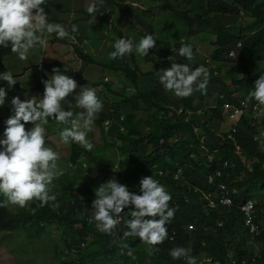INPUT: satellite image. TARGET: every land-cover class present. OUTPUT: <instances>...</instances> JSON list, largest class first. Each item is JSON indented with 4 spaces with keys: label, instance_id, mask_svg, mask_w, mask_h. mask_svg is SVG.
I'll return each instance as SVG.
<instances>
[{
    "label": "trees",
    "instance_id": "obj_1",
    "mask_svg": "<svg viewBox=\"0 0 264 264\" xmlns=\"http://www.w3.org/2000/svg\"><path fill=\"white\" fill-rule=\"evenodd\" d=\"M104 1L116 6L121 15L127 18V26H134V18L141 27L140 34H152L157 41L154 50L150 49L148 55L154 65L153 72H140L134 52L123 63L115 62L109 67L97 63L116 73H123L133 86L134 95L124 97L115 104L113 110L108 105L107 111L101 113L94 124L103 130L104 121L114 117L113 130L121 145L115 142L111 147L117 148L122 168L115 180L120 182L122 178L126 179L130 192L140 194L139 182L141 178L152 177L149 170L154 162L165 172V176H153V179L172 197L169 207L176 208V212L167 229L168 232L176 231V239L174 242L165 239L156 246L159 251L149 255L147 246L139 238L125 241L128 248L119 246V238L126 230L125 221L116 227L115 236L103 234L96 229L95 224L89 223L88 218L94 214V209L91 208L95 199L94 190L102 183L109 182L108 176L117 160L105 156V152L99 150L88 153L75 143H71L67 163H75L84 157V161L88 163L87 169L83 171L79 164L76 172L66 171L65 166H69V163H58L64 174L55 179L62 189L56 200L44 207H40L39 201H32L24 208H11L14 211L9 207L0 208V233L26 231L30 238L39 240L49 227L61 228L63 238L68 237L67 245H55L56 260L51 264H186L184 258L174 260L169 255L170 250L175 247L191 249V255L196 260L200 257H212L221 264H228L227 255L231 251L239 260L238 264H242L243 259L246 264H264V138L261 137L264 115L259 118L251 115L249 119H244L232 138L224 141L220 136L224 119L220 109L210 110L205 118L193 116L192 124L185 123L184 118L177 114L179 109L194 112L207 109L221 94L227 95L229 99L232 94H241L242 98L247 99L249 92L254 90V77L264 75V0H236L232 4L224 0H166L162 13L164 19L160 18L156 26L150 20V8L142 10L138 15L129 3L132 0ZM204 4L203 8L195 11ZM187 5H192V8L187 10ZM49 7L61 9V6L53 3ZM167 12L171 15L168 16ZM173 13L177 15L176 18ZM89 17L92 18L91 15ZM250 19L251 22L248 23ZM164 20L173 22L175 27L169 28ZM240 20L244 22L236 26ZM196 25H216L217 33L196 30ZM253 28L258 29L252 34L244 33L245 29ZM115 29L119 36L127 39L123 36V31ZM181 40L193 48V61L176 54L181 47ZM198 40L208 41L212 46L209 57L197 49ZM238 42L243 43L241 49H238L235 58H229V50L235 48ZM12 54L10 47H0V73L10 72L6 59ZM155 55L159 56V60L161 57H172L178 64L189 63L193 70L201 65L206 67L209 71L206 93L194 91L187 98L177 97L178 108L166 106L161 99L166 91L159 83L157 72L161 69ZM88 56L83 58L90 60ZM65 67L70 69L59 61L43 66L34 91L43 94L42 81L48 79L45 75H52L53 68L63 72ZM216 71L223 75L214 76ZM242 74L250 78L240 79ZM228 82L232 86H228ZM99 84L113 93L114 83L105 84L100 81ZM13 87L17 91L6 96L4 103L10 116L13 114L12 99L19 97L21 101L26 100L20 96L23 89L17 84ZM250 102L257 103L254 99ZM141 112L145 114V118L137 117ZM121 115L125 116L122 122L126 125L125 132H119L117 125ZM141 126L145 130L138 134ZM195 126H199L206 136V151L200 147ZM25 127L26 130L29 129L28 125ZM132 134L136 136H131ZM174 138H178V142L169 143ZM144 151H148L147 154ZM209 154L212 155V160L209 159ZM178 169L183 170V177L174 180L173 174ZM217 171L221 176L210 184L209 176ZM221 183L227 186L233 205L210 209L203 199L204 195L219 191L218 184ZM196 189L198 193L195 192ZM184 194L191 196V203L183 201ZM247 200L257 201L256 223L262 228L260 234L250 232L240 212V206ZM3 201L4 197L0 195V203ZM53 204H58L59 207L54 208ZM221 221L225 223L219 227ZM191 223L197 225V230L187 231L186 227ZM82 243L87 244V248L79 250ZM71 250L75 252L71 253Z\"/></svg>",
    "mask_w": 264,
    "mask_h": 264
},
{
    "label": "clouds",
    "instance_id": "obj_2",
    "mask_svg": "<svg viewBox=\"0 0 264 264\" xmlns=\"http://www.w3.org/2000/svg\"><path fill=\"white\" fill-rule=\"evenodd\" d=\"M50 3L61 6V9L49 7ZM102 3L103 0H96V2L92 3L86 9L92 16V18L87 16L89 20L93 19L96 21V13L99 11L98 5ZM64 6L65 3L60 0H0V47H10L13 53L10 57L16 54L21 61H24L27 60L30 51L37 46L46 48L48 42H53L47 41L45 34H55L58 42L66 43L65 39L72 38L67 30L70 25L68 27L65 25L67 19L62 20L59 19L58 16L49 13L50 11L62 12L64 11ZM186 7L187 10H189V7ZM155 9H158L155 14L156 20L152 19L151 22L156 26L160 18L164 19L162 15L164 6ZM82 12H85L84 9ZM167 15L170 16V12H167ZM173 15L174 18L177 17L175 13H173ZM73 21L74 23H80L81 19L75 17ZM120 22L121 21H119V23ZM164 22L165 24H174L166 20H164ZM119 23L115 28H119L122 31ZM91 27L92 32H90V36L95 40L99 38L97 35L99 31L96 30L94 23ZM77 31L78 27L73 24L71 32L75 33ZM115 32L117 34L116 29ZM122 33L123 36H126L124 35V31ZM252 33L254 32L250 34ZM79 34L81 36H87L82 33ZM126 37L127 39L121 35L118 37L119 39L114 42V50L109 53V57L113 59L111 63H107V58H101L100 60H95L93 64L100 62L109 67L115 64V62L123 63L126 62V60L121 59H123L125 55L132 54L133 52L144 58L149 55V50L156 46L157 40L152 34L143 35L135 45L133 40L128 37V34ZM238 43L235 48L229 50V58H235L238 49H241L242 45L238 47ZM180 44L181 47L176 54L180 57H186L188 61H193L194 55L191 45L185 43L183 40L180 41ZM241 44L243 43L241 42ZM232 50L235 51V56L230 57L229 54ZM173 51H176L175 48H173ZM169 59L173 60L174 58L170 57ZM7 62L6 60V64ZM7 66L9 69V65ZM67 70L66 67L63 72L58 68H53L52 75H45L48 79L42 81L44 85L42 99L32 98L30 100L26 99L25 101H21L19 97L13 98L11 101L13 114L11 116L4 106L5 97L10 94L6 95L5 88L0 87V106L5 108L8 115L6 120L5 116L0 112V130L2 134V139H0V195L4 197L3 203H0V208H7L10 207V205L24 208L32 201H39L40 207H44L48 205L49 202L56 200V196L50 194L51 186L53 185V181L61 177L64 172L58 166L60 154L51 147L46 146V126L49 124L50 120L54 121L57 125L63 126L59 129L58 135L62 144H69V149L71 148V143H75L76 146L84 149V151L88 153L92 150L100 151V149L93 147L94 145L87 137L88 133H90V138L94 135L95 131L93 127H96L94 121L102 113L100 111L103 105L96 94V89H106V87L99 84L100 81L93 86L88 82L81 81V85L78 87L74 79L63 74ZM157 75L159 83L163 86L164 90L174 94L178 98H187L191 96L194 91L205 94L209 82V71L206 67L201 65L193 70L189 66V63L178 64L172 62L170 68L158 71ZM219 75H223V73L218 71L214 72V76ZM73 76L74 74L71 75V77ZM243 78L249 79L250 77L248 75H243ZM17 79H19L18 76L11 72L0 73V81L7 83L9 88H12L17 83ZM254 79V90L249 92L247 99L249 101L254 99L257 102L256 108L260 114L259 117H262L264 115V75L254 77ZM101 81L105 84H110L108 80L102 79ZM77 88L80 89L78 94L74 96L75 104L73 105L68 100V97L73 96ZM24 93L22 92V94ZM241 99L245 100V98ZM65 102L69 104V107L74 106L81 111L75 112V110L72 111L69 107L65 109L63 107ZM180 112L194 113V111L185 109L177 110L178 117L184 118L185 123H187L186 117L185 115H180ZM196 113L198 112H195V114ZM121 116H119L117 125L119 132H125L126 125L122 124L125 118L121 120ZM114 122V117L112 116V118L106 119L103 123L102 139L109 146H112L115 142L117 144L119 142V145H121V142L117 140L115 132L114 136L107 137L108 132H110L114 126ZM4 123L6 127L3 132L2 125ZM189 124H192V122ZM26 125L29 127L27 130L25 127ZM30 125H32L31 128ZM263 132L264 131H262V133ZM221 134L222 132H220V135ZM225 135L228 136V133H224V136ZM106 138H109V140L107 141ZM176 142H172V140L169 141V143ZM200 147L203 149L201 143ZM204 150L206 151V148H204ZM194 156H196L195 153ZM79 164H81L83 171L87 169L88 163L84 161V157H82L75 163L71 162L69 166H65L66 171H70L69 168H71V166ZM116 164L119 166L118 170L115 169ZM154 165L155 168H153ZM154 170L155 174L151 175V172ZM121 172L122 168L118 159L108 176L109 182L102 183L100 186L98 185L99 187L94 190L95 199L92 201L91 206V208L94 209V214L88 218V221L91 224H95L99 232L110 236H115L116 227L120 226L125 221L126 230L123 231L122 236L119 238V246L128 248L129 245L125 243V241L129 238H139V240L147 246L148 254L152 255L159 251V248L156 246L162 244L164 240L167 239V236L174 231L168 232L167 229V225L174 218L176 212V208L169 207V202L172 197L157 180L153 179V176L162 177L166 174L159 169L157 162L151 164L149 175L152 177L141 178L139 182L140 194L137 195L128 190L129 185L126 179L122 178L120 182L115 180L119 177ZM159 172H161V174H159ZM113 173L116 174L114 178L112 177ZM181 177H183V170H180V177L178 179ZM98 184L100 183L98 182ZM195 192L198 193V189H196ZM208 194H215V199H218L221 195V191L219 190ZM206 195H204L203 199L206 201L207 207L210 208ZM229 196L231 197L230 193ZM183 201L185 203H191L192 198L190 195L184 194ZM220 206L225 207L224 205L218 204L215 209ZM53 207L56 208L59 207V205L53 204ZM125 208H134V210L129 211L127 215L123 213V209ZM120 216L123 217V221L118 225ZM221 223L223 224L225 222L221 221L218 225L219 227H222V225H220ZM191 225L194 226L193 230L190 229ZM186 228L187 231L192 232L197 230V225L191 223L188 224ZM175 239L173 241L167 240L169 242H174ZM82 244H84V246L80 245L79 250L87 248V244ZM74 252V250H71V253ZM169 255L174 260L184 258L186 264H197L196 258L191 255V249L175 247L170 250Z\"/></svg>",
    "mask_w": 264,
    "mask_h": 264
},
{
    "label": "rangeland",
    "instance_id": "obj_3",
    "mask_svg": "<svg viewBox=\"0 0 264 264\" xmlns=\"http://www.w3.org/2000/svg\"><path fill=\"white\" fill-rule=\"evenodd\" d=\"M60 1H63L65 3L64 11L59 13L50 11L49 13L58 16L59 19H67L65 22L66 27H68L69 25L70 27H72V25L75 24L78 27V31L75 32L74 35L70 34V37L72 38L65 39L66 43H62L60 41L58 42L55 34H45L47 41H53L51 43L48 42V46L46 48L37 46L30 51L27 60L24 61H21L16 54L13 57H9L6 59L8 61L7 65H9V71L12 74H16L18 77H20L16 80V84L22 87L23 93L25 92L24 94H22V92L20 94L22 97H24V99L27 100H30L32 98L42 99L43 94L34 91V87L38 82V77L41 74L43 66L46 64H53L56 61H60L61 63H65V65L70 68L66 71L67 73L63 74L68 75L70 78L74 79L77 82L78 87L79 85H81V81L88 82L89 84L94 85L102 79H105L108 80L110 84L114 83L115 86L112 89L113 93H110V91L105 88L96 89V94L102 101L103 105L100 112H105L108 105L111 106V109H114L115 104L122 101L124 97H130L134 95L133 86L129 83L128 80L125 79L123 73H115L114 71H110V69L108 68H104L99 66L98 64L93 63L95 62V60H100L101 58H107L106 61L108 64L113 61V59L109 57V53L114 50L113 44L117 39H119V33L116 34L115 26L119 23L120 20L123 21V23H119L120 28L125 32L124 35L127 36L128 34V37L133 40L134 45L138 43L139 40L143 37V35L140 36L139 34L141 28L136 24L134 18L132 19V24L134 25L133 28L131 25L127 26V18H125L123 14L121 15L120 11L116 8L115 5L111 3L109 4L104 0L102 4L98 5L99 11L96 13V21H94L93 19L89 20L87 16H89L90 14L86 10L92 3L96 2V0ZM165 1L166 0H132V2L129 3L132 5V8L135 12H137L138 15L141 14L142 10L150 8L152 13L150 20L152 21V19L156 20L155 14L158 9L155 8H162ZM224 1L232 4L236 0ZM204 6L205 4L203 6H200L199 8H196L195 11H198ZM188 7L189 9H191L192 5ZM83 9L85 12H82ZM75 17L81 19V22L74 23L73 20ZM101 18H104V20H102ZM251 19L248 21V23L251 22ZM243 22L244 20H240L235 25H242ZM93 23L96 26V30L99 31V33H97L99 38H96L95 40L90 36L91 33L90 30H88L92 28L91 25H93ZM166 26H168L169 28L175 27L172 24H166ZM195 29L217 33L218 27L216 25H196ZM257 29L258 28L245 29L244 33L247 35ZM79 32L87 36H81ZM196 44L197 49L200 52L204 53L207 57L210 56L213 48L208 41L198 40ZM153 50L154 48L152 49V51ZM85 55H89L88 57H90L91 59L85 60L83 58V56ZM134 55L141 73H149L154 71V65L149 60L148 56L143 58L137 55L135 52ZM155 59L161 70L170 68L172 62L176 63V60H170L165 57H161L159 60L158 55H155ZM121 60L128 61V55H125ZM73 74L74 76L71 77V75ZM241 78H243V75L240 76V79ZM227 85L232 86L230 82H228ZM0 87L5 88L6 95L13 94L15 91H17L14 87L9 88L7 83H5L4 81H0ZM79 89H76L73 96L68 97V100L73 105L75 104L74 96L75 94H78ZM236 95L238 99L241 100L242 95ZM161 99L166 106L175 108H178L179 106V99L172 93H163L161 95ZM63 107L66 109L69 107V104L65 102L63 104ZM69 108H71L72 111L75 110V112L81 111L74 106ZM0 112L5 116L7 120L8 115L3 106H0ZM137 117L145 118V114L143 112L138 113ZM94 125L96 126L93 127L95 133L92 138L89 137L90 133H88L87 139L94 145V148H98L100 149V151L105 152V156L107 155L118 160L120 154L118 153L117 148L107 145L102 139L101 128L96 124ZM5 127L6 124L4 123L2 125L3 132L5 130ZM31 127L32 125H30V128ZM62 127L63 126L57 125L54 121L50 120L49 124L46 126L45 135L46 146L51 147L54 151L60 154V159L58 161V163L60 164L67 163L68 154L70 151V149L68 148L69 144L65 145L60 142L58 132ZM228 128L229 125L225 122H222L220 128L221 132L223 133L227 131ZM140 129L141 130L138 131V134L145 130L144 126H141ZM114 135L115 134L112 127V130L108 132L107 137H112ZM131 136L136 135L132 134ZM106 140L108 141L109 138H106ZM144 152L147 154L148 151ZM78 168L79 165H73L71 166V168H69V170L72 172H76ZM56 181H53L50 194L55 195L57 198L62 192V189ZM58 203L61 205V202ZM10 207L15 208V206L11 205ZM10 207L9 209L11 211H14ZM67 241L68 237L65 236L63 238L61 228L56 226L49 227L46 233L43 234L39 240L30 238L27 235L26 231H20L18 233H0V264H51V262L56 260L54 251L55 245L59 243L60 245L62 244V246H66Z\"/></svg>",
    "mask_w": 264,
    "mask_h": 264
},
{
    "label": "built area",
    "instance_id": "obj_4",
    "mask_svg": "<svg viewBox=\"0 0 264 264\" xmlns=\"http://www.w3.org/2000/svg\"><path fill=\"white\" fill-rule=\"evenodd\" d=\"M241 42L238 43V47H241ZM230 57L235 56V51L232 50L230 52ZM217 75V74H215ZM220 109V111L224 115V122L229 125V128L227 131L223 132L220 136L223 137V140L225 141L228 138H232L233 133L237 131L238 125L243 122L244 119H249L251 115L255 117H259L258 110L256 108V104H252L248 99H241L239 100L236 94L231 95V99L229 100L227 95L221 94L215 100L212 102L211 106L207 109L200 110L198 113L195 114L192 112H180V115H185L186 122L189 124L193 121V116H198L199 118H205L208 116V113L211 109ZM124 117L121 116V120H123ZM195 133L199 137L200 143L202 148H206V136L204 135L203 131L200 129L199 126H195ZM123 129V127H122ZM224 133H228V136H224ZM262 137H264V132L262 133ZM178 139H172V142H176ZM209 159L212 160V155H208ZM155 168V165L153 166ZM115 169L118 170L119 166L118 164L115 165ZM155 174V170L151 172V175ZM161 174V172H159ZM116 176L115 173L112 174V177L114 178ZM221 173L219 171L211 174L208 178L209 183H214V179L216 177H220ZM180 177V169L177 170V172L174 174V179H178ZM218 188L221 191V195L218 199H215V194H208L206 195V199L209 201L208 205L210 208L215 209L218 204L228 206L233 204L232 198L229 196V190L227 186L223 183L218 184ZM236 192V191H235ZM234 192V193H235ZM257 201L256 200H247L244 204L240 206V212L244 216V220L246 225L249 227V230L251 233L254 234H260L262 228L256 223L257 218ZM134 210V208L131 209H123V213H128L129 211ZM128 215V214H127ZM123 221V217L120 216V222L121 224ZM220 225H223L222 223ZM264 228V225H262ZM190 229L193 230L194 226L191 225ZM191 232V231H189ZM176 238V232L172 231L168 236L167 239L169 241H173ZM81 246H84V244H81ZM197 264H221L219 260H215L212 257H200L197 260ZM227 261L228 264H238L239 260L235 258V256L230 251L227 255ZM242 264H246V260H242Z\"/></svg>",
    "mask_w": 264,
    "mask_h": 264
},
{
    "label": "crops",
    "instance_id": "obj_5",
    "mask_svg": "<svg viewBox=\"0 0 264 264\" xmlns=\"http://www.w3.org/2000/svg\"><path fill=\"white\" fill-rule=\"evenodd\" d=\"M67 30L69 31L70 34H73V35H74V33L71 32V27H68ZM88 30H89V29H88ZM90 32H92V29H90ZM79 33H80V32H79Z\"/></svg>",
    "mask_w": 264,
    "mask_h": 264
}]
</instances>
